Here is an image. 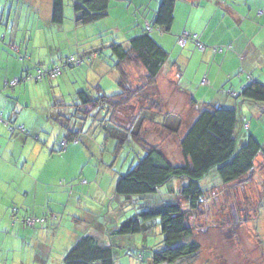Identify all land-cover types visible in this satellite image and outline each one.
<instances>
[{
  "label": "rangeland",
  "instance_id": "374dc122",
  "mask_svg": "<svg viewBox=\"0 0 264 264\" xmlns=\"http://www.w3.org/2000/svg\"><path fill=\"white\" fill-rule=\"evenodd\" d=\"M238 1L240 2L241 0ZM135 2L137 1L110 0L108 16L95 24L93 28L95 29L94 37H91L93 35H91L90 31L88 35L85 34L89 36V39L85 40V45H89L93 41L94 49L99 52V58L96 61H101L103 66H96L95 63V66L92 64L93 67H91L90 64L84 62L81 68L75 67L63 72L65 76L74 77L75 75L80 79L85 78L87 83L84 89L77 88L81 84V80L72 79L68 81V78H65L59 89L55 88L54 80L51 83L47 82V80L45 82H47L46 86L49 89L47 90L46 99L51 98V102H47L40 110L25 109L23 112V115L29 118L32 124H35L36 131L41 135L39 143H47L48 152L50 153L52 150L54 152L52 156H57V158L52 160L40 157L39 167L42 170L44 169L45 172L43 173L42 171L39 184L45 182L47 185L54 184L56 187L67 188L70 192L69 201L74 206L77 204L76 207L80 216L77 220H79L81 225H87L90 229H85L86 232L98 236L97 238L101 244L113 247L114 264H141L137 261L139 257L143 259L142 264H153L151 254L153 251L156 252L161 249L163 240L160 228L159 226L157 227L158 224L156 225L157 220L148 225L146 224L145 226H148L149 229L143 230L140 234L117 236L113 232L117 230L121 223L143 211L146 207L148 208L150 204L154 206L163 205L168 200H175L178 196L177 192L170 196L168 186L158 189L155 194L143 198H134L133 200L138 201V206L132 205L130 202L132 200L126 201L123 197L117 196L115 194L117 180L125 175L129 168L135 165L139 159L143 158L145 150L138 143L136 137L131 134H128L122 146H117L116 140L107 139L105 137L106 132L103 129L104 126H102V122H99L104 117L105 110H96L89 117L83 113H77V115L75 113L74 115V112H69L72 110L71 105L75 102L76 94L81 90L88 91L90 98L96 96L95 90L92 89L94 86H99L106 96L119 93L117 84L113 80L116 74L111 68L115 58L111 56L109 47L113 43L126 44L123 42L128 36L131 38L133 32L140 28L139 21L142 20L144 22L143 18L152 16L147 2L142 6L136 5ZM208 4H210L208 1L203 0L201 7H209ZM241 4L243 6L242 10H245L246 8L242 1ZM196 5L194 4V6ZM67 8L72 13L71 2L64 0V9L67 10ZM44 9L45 7H43V11ZM211 14V9L206 8L203 10L198 24L199 28L205 26L213 18ZM219 21L220 17L215 16L212 25H217ZM65 22L67 23L68 20H65ZM151 36L158 43L159 33H152ZM81 44L84 43L81 42ZM216 47L218 46L216 45ZM222 48V52L228 51L225 47L222 46ZM62 50L66 56L79 57L82 48L74 49L73 46L64 45ZM204 69L205 67L191 64L186 73L189 77L186 82L189 84L187 92L190 93V98L197 102V106L214 104L215 99L221 97L217 94L220 91V85L214 87L210 77H206L207 70L204 71ZM127 72L130 85L134 89L136 96L126 107L114 114V122L116 125L127 126L128 128L129 123L138 117L139 109L144 110L141 112L143 117L151 118L150 113L145 109L150 107L149 105L153 101L154 104L159 106V109H155L156 113L180 115L182 120L178 134H169L168 131H164L159 126V123L153 124L146 120L138 130V135L148 146L159 148L173 166L182 165L179 139L197 117V108L194 109L191 105L192 108L190 107L189 110L186 107L188 97L175 94L172 87L169 90L162 74L157 76L155 85L147 86L145 73L137 64H130ZM199 72L202 73L201 78L204 77L203 79L197 75ZM204 79L209 84L204 85L202 83ZM70 82H72V85H70ZM158 83L160 91L158 90ZM178 83L179 81H177ZM51 86L54 89H51ZM52 91L55 93L61 92L60 96L62 98L59 97V99L63 101L65 108H61L60 112L68 117L67 120L70 121V127L82 133L80 142L66 144L62 152L59 149L63 131L58 123L50 119L51 110H53L52 106L55 104L53 97H51ZM223 96L225 95L223 94ZM234 103L235 101L228 100L223 106L224 108H233ZM236 108L239 114V109L238 107ZM95 115H98L99 121H94ZM36 116L37 120H35ZM240 125L238 119L236 133L243 136L247 132H241ZM106 127L112 131L117 129L116 126L111 124ZM135 131L137 132V130ZM236 137L239 146L241 136ZM37 163L35 164L37 165ZM263 164L264 160L256 161L255 169L240 182L222 186L215 171L210 172L200 182L203 190L208 192V194L200 211H198L200 214L191 216L188 221L193 229V238L200 249L199 256L193 264H264V196L260 199L263 193L260 181L264 179L261 177L264 169L260 167ZM53 166L56 167L57 179H55V171L52 173L53 175L49 172V169ZM34 171H32L30 178L36 175H34ZM83 180L87 182L85 185L81 183ZM206 182L209 185L208 187ZM59 183L62 185H59ZM185 183L186 181L183 180V184ZM181 184V180H173L171 183L174 191ZM37 190L38 192L35 196L32 195L28 200V204L40 207L42 204H46L47 207L49 200L46 199L40 188ZM86 190L90 192L87 195ZM86 204L89 207H83ZM86 212L90 213V218L85 216ZM32 216H29V218H41ZM56 219L59 220L58 216H56ZM49 220H53L52 215H49L47 219L43 218L42 222H39L34 227H29V231H34V234L38 231L40 235H47V246L51 248L55 244V251H57L63 246V242L55 236L54 230H50L52 224ZM16 226H18V223Z\"/></svg>",
  "mask_w": 264,
  "mask_h": 264
},
{
  "label": "crops",
  "instance_id": "0c3cea01",
  "mask_svg": "<svg viewBox=\"0 0 264 264\" xmlns=\"http://www.w3.org/2000/svg\"><path fill=\"white\" fill-rule=\"evenodd\" d=\"M128 1L125 0V2ZM130 1H137L136 5L140 6L147 2L152 16L143 18L144 22L140 20V28L133 32L131 38L128 36L123 43H128L133 37L142 33L145 24L153 21L161 2V0ZM202 1H176L174 22L169 34L158 32L160 36L157 41L168 53V61L159 74L164 76L169 90L172 87L175 94L188 97L186 107L190 110L192 102L190 93L187 92L189 84L186 82L189 77L186 73L191 64L205 67L206 77H210L214 87L220 85V91L217 94L221 97L216 98L213 105L224 107L223 104L228 100L235 101L233 108L238 107L240 122L241 119L246 120L247 131L244 132L247 133L245 135L254 136L264 145V104L246 102L239 98L240 88L250 82L257 81L264 84V0H241L245 10H242L241 1L238 0H215V2L206 0L214 5L208 4L209 7L203 8L201 7ZM52 2L53 0H0V117L6 123L5 126L0 122V234H2L0 235V264H63V257L79 237L85 234L98 237L86 232L85 229L90 228L87 225H81L77 220L80 217L77 204L74 206L69 201L70 192L67 188L56 187L54 184L47 185L45 182L39 184L42 171L45 172L39 167L40 157L52 160L57 156H52L54 153L52 150L48 152L47 143H39L41 135L36 131L35 124H32L23 112L25 109L40 110L47 102H51V98L46 99L49 89L46 83H51L53 80L46 77L38 83L24 82L13 88L4 86L6 81L22 78L26 73L33 74L37 70H49L58 65L71 56L63 54L64 45L73 46L74 49L81 47L80 57L96 53L97 58L90 66L93 67L95 63L96 66H103L101 61H96L99 58V52L94 49L93 41L85 45L89 31L93 35L91 37H94L95 29L93 28L97 22L85 26L77 25L74 22L73 11L71 13L67 8V10L64 9L63 22L58 25L53 24L51 22ZM194 4L197 5L194 6ZM43 7H45L44 11ZM206 8L211 9L213 18L205 26L199 28L201 14ZM215 16L220 17V21L213 26ZM65 20L68 22L66 23ZM183 33L196 35L198 42L205 45L206 50L198 51L196 44L189 39L183 46H180L178 40ZM222 46L228 51L222 52ZM213 48L217 51H213ZM71 69L73 68L66 70ZM197 75L201 78L202 73L199 72ZM65 78H68V81L81 80V84L77 86L81 89H84L87 83L85 78L80 79L75 75L71 77L62 74L54 80L55 88L59 89ZM113 80L116 82V77ZM177 81H179L178 84ZM70 83L72 85V82ZM207 84L209 82L206 80L204 85ZM51 89L54 87L51 86ZM158 90L160 91L159 83ZM85 92L88 94V91L85 90ZM51 95L53 99L62 98L61 92L52 91ZM149 106L145 110H148L151 118H145V121L153 124L162 122L165 115L155 112L159 106L152 104ZM195 107L199 106L196 104ZM142 111L144 110L139 109L138 117ZM55 112L53 107L51 120ZM10 126L14 128L13 131L9 130ZM19 126H23L27 134L19 132L16 129ZM240 126L242 132V125ZM239 135L243 141L245 135L238 133ZM258 160H264V156H259L256 161ZM55 170L56 167L53 166L49 172L52 174ZM32 171L36 175L30 178ZM55 174V179H57L56 171ZM261 177L264 178V170ZM260 185L263 188L260 196L262 199L264 179L260 181ZM38 188L49 200L47 207L46 204H42L41 207L28 204V200L32 195L35 196ZM89 193L86 190V195ZM83 207L89 206L86 204ZM49 215L53 217V220H49L52 224L50 230H54L55 236L63 242V246L57 251H55V244L51 248L47 246V235H40L38 231L35 234L31 231L32 234L29 231L31 226L22 220L26 216L47 219ZM53 215L58 216L59 220ZM85 216L90 218V213L86 212ZM17 223L18 226H16Z\"/></svg>",
  "mask_w": 264,
  "mask_h": 264
},
{
  "label": "trees",
  "instance_id": "16d2710c",
  "mask_svg": "<svg viewBox=\"0 0 264 264\" xmlns=\"http://www.w3.org/2000/svg\"><path fill=\"white\" fill-rule=\"evenodd\" d=\"M70 1L74 22L77 25L85 26L96 23L108 16L110 0ZM176 1L161 0L153 21L150 24L148 23L152 29L151 33L144 26L142 33L132 38L128 43H113L109 47L111 56L115 58L111 68L116 73V84L119 93L106 96L101 88L96 86L94 88L96 96L90 98L82 90L76 94L75 102L71 105L72 110L69 111L74 112V115L75 113L76 115L77 113H83L89 117L96 110H105V115L101 121H99L98 115L94 116V121L102 122L103 129L106 132L105 137L116 140V145L122 146L128 134H131L136 137L138 143L145 150L143 158L139 159L125 175L117 180L115 184V194L117 196L123 197L126 201L132 200L130 201L132 205L138 206V201L133 200L134 198H143L155 194L158 189L164 186H168L170 196L174 192L178 193L175 200H168L163 205L148 204V208L146 207L135 216L125 220L113 232L117 236L140 234L143 230L149 229L148 226H145L146 224L148 225L157 220L156 225L158 224L157 227L160 228L163 240L161 249L156 252L153 251L151 254L153 264H193L199 256L200 249L193 238V229L188 221L191 216L200 214L198 211H200L208 194L203 190L200 182L212 171H215L222 186L240 182L254 170L257 158L264 156V145L252 135H246L238 146L236 127L240 115L235 108H224L213 104H203L195 107L197 102L191 99L192 106L197 108L198 115L179 139V149L183 161L182 165L179 166H173L159 148L148 146L139 137L138 130L145 122V117L141 113L139 117L129 123L128 128L127 126L116 125L114 122V114L126 107L136 96L130 85L127 72L128 66L137 64L141 67L145 73L146 85L153 86L162 67L168 61V53L153 39L151 34L154 32L169 34L174 22ZM63 19L64 0H53L51 22L58 25L63 22ZM88 55H95V58H97L96 53ZM88 55L76 58L84 59ZM95 58L90 61L84 59L82 64L77 67H81L84 62L91 65ZM57 78L49 80H56ZM239 98L246 102L264 104V84L257 81L250 82L241 90ZM54 102L53 107L56 114L52 120L58 123L63 131L59 149L62 152L66 144L80 142L82 133L70 127L68 117L59 112L61 108H65L63 101L54 98ZM152 104L156 106L154 101ZM173 120L174 122H172ZM108 124L116 126L117 129L112 131L106 127ZM159 124L169 134H178L181 127V118L176 114L167 113L164 120ZM240 124L243 131H247L245 127L247 126L246 120L241 119ZM21 133L27 134L24 127ZM260 168L264 169V165ZM173 180L182 181L181 186L176 191L171 185ZM183 180L186 181L185 184H183ZM81 183L85 185L87 182L83 180ZM206 185L209 186L207 182ZM22 220L26 222L27 220H36V223L32 226L34 227L39 224L40 219H31L26 216ZM114 261L112 246L101 244L97 237L85 234L76 240L63 257L62 263L114 264ZM137 261L142 264V257L137 258Z\"/></svg>",
  "mask_w": 264,
  "mask_h": 264
},
{
  "label": "built area",
  "instance_id": "2783aa9c",
  "mask_svg": "<svg viewBox=\"0 0 264 264\" xmlns=\"http://www.w3.org/2000/svg\"><path fill=\"white\" fill-rule=\"evenodd\" d=\"M259 13L261 14V12H259ZM145 25H146L145 26L146 30H148V32L151 33L152 29L149 27L148 24H145ZM187 39L193 41L196 44L198 51L204 52L206 50L205 46L198 42L196 35H189L188 33H183V35L178 40V44L180 46H183ZM212 50L217 51V49H215V48H213ZM92 58H95V55H90V56L88 55L84 59L87 61H90ZM84 59L76 58V57H67L66 59L61 61L58 65H55L53 68H51L49 70L40 69V70H37L33 74L32 73H26V74H24V76L22 78H15L13 80L6 81L4 83V86L8 87V88H13V87L19 85L20 83H24V82L38 83V82H42L43 79L46 77L49 79H55V78L59 77L66 68H73V67L80 66L82 64V62L84 61ZM202 83L205 84L206 80L204 79ZM243 88H240L239 93L241 92V90ZM0 122H2L6 126V123H4V121L1 119V117H0ZM245 127L247 128V126H245ZM9 129L12 131L14 130L13 127H9ZM16 129L19 132H22L23 126H19ZM62 146H63V144H62ZM39 222H42V219H40ZM26 223L30 226H33L36 223V220H27Z\"/></svg>",
  "mask_w": 264,
  "mask_h": 264
}]
</instances>
